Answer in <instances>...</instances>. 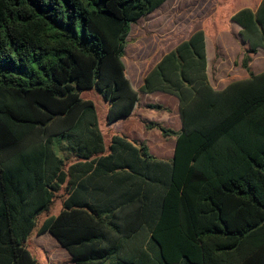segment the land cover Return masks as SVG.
<instances>
[{
    "label": "trees",
    "instance_id": "1",
    "mask_svg": "<svg viewBox=\"0 0 264 264\" xmlns=\"http://www.w3.org/2000/svg\"><path fill=\"white\" fill-rule=\"evenodd\" d=\"M167 1L0 0V264H40L28 248L37 229L66 264H264V71L250 67L264 49V0L229 18L248 78L212 85L201 28L136 90L124 61L132 26ZM93 88L110 102V126L141 93L178 99L179 130L141 120L175 138L173 157L112 130L107 140L81 97Z\"/></svg>",
    "mask_w": 264,
    "mask_h": 264
},
{
    "label": "rangeland",
    "instance_id": "2",
    "mask_svg": "<svg viewBox=\"0 0 264 264\" xmlns=\"http://www.w3.org/2000/svg\"><path fill=\"white\" fill-rule=\"evenodd\" d=\"M246 2V3H245ZM168 0L159 9L149 14L137 23L133 24L129 36L124 61L127 66V74L132 79V84L143 78L160 58L181 41L190 37L198 29L206 28L209 31L207 38V53L209 62V76L212 85L216 89H223L233 81L248 78L247 70L242 67L243 50L246 43L240 35V27L232 23L229 18L232 13L241 8H256L258 0ZM232 8L223 18V9L226 5ZM109 23H102L107 30H111ZM254 73L264 71V49L252 56L250 63ZM134 86V85H133ZM84 100L94 102L98 114L100 126L109 140L112 133L106 122L110 102L105 100L102 93L96 89H87L81 92ZM173 96L157 92L154 94H140V103L152 102L163 104L170 111L148 110L144 116L148 121L159 118L163 125L174 130L181 128V121L177 107L172 101ZM139 103V104H140ZM145 109L144 105L139 107L138 112ZM148 118V119H147ZM178 122H177V121ZM114 125V124H113ZM112 125V127H113ZM134 141L145 140L151 153L161 159H170L168 156H160L157 152L162 150L164 145L170 147L175 138L164 139L158 130L151 132L142 128L139 136L138 129H134ZM130 139V140H131ZM138 139V140H137ZM133 141V140H132ZM175 144V143H174ZM156 150V151H155ZM172 154V150H170ZM62 209V197L57 199L51 210L41 213L39 226L50 215H57ZM38 229L34 231L28 241V248L40 264H57L63 260V254L67 253L58 242L49 235L39 236ZM57 245V246H56ZM45 249L50 250L52 257Z\"/></svg>",
    "mask_w": 264,
    "mask_h": 264
},
{
    "label": "crops",
    "instance_id": "3",
    "mask_svg": "<svg viewBox=\"0 0 264 264\" xmlns=\"http://www.w3.org/2000/svg\"><path fill=\"white\" fill-rule=\"evenodd\" d=\"M246 0H244L245 2ZM261 0H258V3H257V6L260 4ZM246 3V2H245ZM246 7V5H245ZM241 29V28H240ZM207 56H208V53H207ZM208 74H209V62H208ZM128 76V74H127ZM145 76V74L143 75V77ZM210 77V76H209ZM128 78L130 79V81L132 82V79L128 76ZM244 79H246V77H244ZM211 81V80H210ZM142 82H143V78L141 80H138L136 83L132 84L134 85L133 87L138 90L141 85H142ZM157 93V92H155ZM162 93V92H161ZM154 94V93H152ZM165 94V93H164ZM168 95V94H167ZM172 101L174 102V104L176 105L177 107V112L179 113V110H178V99L176 98H172ZM148 104H154L152 102H144V103H140L139 106L135 109V111L133 112V114L128 118V119H124V120H121L117 123H115L112 127V125H108L109 126V129L112 130L113 132L115 133H118V134H123L125 136H127L129 139H131V137L135 136V132H134V129H138V134H136L137 136H139L142 128H144L143 124L141 123V120L142 119H146V117L144 116V112L146 111V109H142L141 112H138L139 110V107L141 105H148ZM148 119V118H147ZM154 121H161L159 118H154ZM177 121V120H176ZM178 122V121H177ZM136 137V136H135ZM131 140H134V139H131ZM138 140V139H137ZM139 141H143L142 139H140ZM174 143L176 144V140L174 141ZM170 144V147L167 146L166 144L164 145V147L162 148V150H159V152H157L156 150V153H158V155L160 156H168V158H172L173 155H174V149H175V144ZM170 150H172V154L170 153ZM43 235H49V237L53 238L52 235L49 233V232H43L41 234H39V236H43ZM58 247H61V245L58 243L57 244ZM56 245V246H57ZM62 248V247H61ZM63 249V248H62ZM47 252H49V256L48 258L51 260L53 257H52V254H51V251L50 250H47L45 249ZM65 250V249H64ZM66 251V250H65ZM67 252V251H66ZM63 256V260L61 262H58L57 264H66L69 260H70V254L67 252L65 254L62 255ZM55 259V258H53ZM56 261H58L59 259H55Z\"/></svg>",
    "mask_w": 264,
    "mask_h": 264
}]
</instances>
